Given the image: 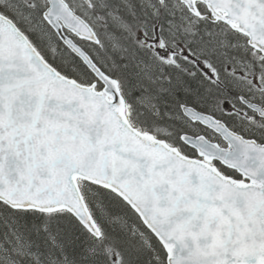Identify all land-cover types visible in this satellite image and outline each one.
<instances>
[{"label": "snow or ice", "instance_id": "obj_1", "mask_svg": "<svg viewBox=\"0 0 264 264\" xmlns=\"http://www.w3.org/2000/svg\"><path fill=\"white\" fill-rule=\"evenodd\" d=\"M0 264H264V0H0Z\"/></svg>", "mask_w": 264, "mask_h": 264}]
</instances>
